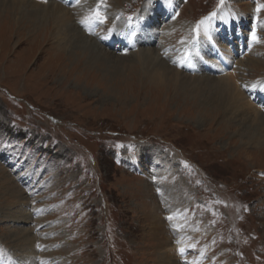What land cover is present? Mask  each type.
<instances>
[{"label":"rangeland","instance_id":"1","mask_svg":"<svg viewBox=\"0 0 264 264\" xmlns=\"http://www.w3.org/2000/svg\"><path fill=\"white\" fill-rule=\"evenodd\" d=\"M175 1L177 25L151 48L172 58L180 22L195 29L228 6L247 22L215 24L226 40L217 60L228 59L217 75L239 86L233 71L255 32L261 64L241 68L247 82L264 80V0ZM119 2L98 0L103 15L113 12L97 23L102 38L110 15L134 23L147 0ZM23 5L0 0V264H15L4 251L29 254L23 264H166L158 256L167 245L150 230L156 217L177 264H264V144L241 145L236 124L215 114L214 81H141L133 51L86 62L88 52L74 56L68 40L56 48V30Z\"/></svg>","mask_w":264,"mask_h":264},{"label":"bare ground","instance_id":"2","mask_svg":"<svg viewBox=\"0 0 264 264\" xmlns=\"http://www.w3.org/2000/svg\"><path fill=\"white\" fill-rule=\"evenodd\" d=\"M22 1H25L29 4L27 6L23 5V8H28L29 12L31 11L32 7L37 9L34 12L38 13V15H35L37 17V24L45 22L48 25V23H50V27L52 28V30H56L54 38L52 37L57 43L56 48H61V46L63 45L62 42L68 40V43H70L68 50L74 56H81V54L88 52V57H85V59H87L86 62L102 64L101 62L104 59L112 60L114 58L117 60V62L118 58L128 60L131 59V56H133L129 55L133 51V54L134 52H136L137 56L134 55V57L138 58V64L139 66H141V68L137 69V71H140L141 73V81L146 78L147 83L152 82L153 84H161L169 82L172 87L174 84H186L187 86H189V81L198 79L199 76L203 77L206 80L214 81V92L212 93V95L215 96V114L219 112L222 116L227 115V122L236 124L237 129L234 133L239 135L241 145H249L256 142V140H258L261 144H264V80L247 82V75L243 73L245 65H248L249 62L253 61V63L251 62V65H256L261 61L259 59H253V56H255L256 52L255 50L257 49L258 39L254 42H250V45L247 49L248 56L241 64L244 67L243 71L241 68L242 66L239 68L236 67L233 71L240 88L239 86H236L234 81H232L229 76L217 75L219 72V68L227 65L225 63L228 59L225 58L226 60H217L221 58V51L217 46L220 44H224L226 40H219V36L222 34H219V30L217 31V27L215 26V24L221 23V29L223 31H226L227 29H231L232 27H234V25L238 22H247V20L244 18V15L239 14L234 10L231 11L228 6H224L218 9L217 14L211 19H202L205 20V23L201 25L200 35L198 39L196 37V33L192 31L194 30L193 24H191L190 26V24L180 22L179 25L185 29L183 31L185 32L184 36L182 37L183 41L179 42V44L177 43L178 51L176 54H172L171 58V55H166L164 52L159 51V49L151 47L155 46L156 40L159 35L161 37L162 34H170V32H173L172 29H174V27L177 25L176 22L178 20L175 17L171 19V14L173 13L174 9L173 6H177V1L175 0H160L162 2V6H160V3H156L152 6L153 0H147L146 3H142L143 6L141 5L140 11L137 14L138 19H136L134 23L128 20H123L121 16H115L113 18V14L110 15L112 19H110L109 21H111L113 25H111L112 28L108 31V37L106 39L102 38L101 34H98L99 31L95 30L97 27V23L99 22H93L88 25L80 23L82 19H84L94 9H96L98 0H47L46 2L33 0L34 2L36 1L35 3H33L31 0ZM115 2L120 3L119 0H113L114 5ZM102 8L103 7L100 4V10H102ZM104 11L105 17L108 15L107 13H113H110L108 10ZM30 13L32 14V12ZM117 13L118 11H114L115 15ZM239 19L241 21H239ZM167 21L170 22L166 23ZM159 23L161 24L158 25ZM43 24L44 23H42V26ZM36 28L38 27L36 26ZM205 28H207V35H205L204 33ZM155 32H160V34H156ZM203 35L206 36L210 41H205ZM211 41L213 43H211ZM114 44H116V48H118V51L108 49V47H114ZM140 44H144L147 46L143 49V45ZM213 44L215 45V47L213 46ZM225 45L226 44H224L223 46ZM51 47L52 44H50V48ZM117 52L123 55H118L117 57ZM126 55H128V57H125ZM211 57H213V59H216L215 62H210L209 58ZM82 60L83 59L79 58V61L83 62ZM247 60L249 61L247 62ZM168 61L170 62L168 63ZM214 63L217 65H215ZM189 70H195L196 73H193L192 75L188 72ZM243 76H245V82H242V79H244ZM247 97L253 99L254 104L250 103ZM200 115L201 114L199 113L197 120H201L203 122V117L202 115ZM155 151L161 153L157 149L154 150V152ZM23 217H25V219H29L28 216ZM14 218V222L16 223L22 222L19 216ZM156 219L157 222H155V219H152L153 221L150 225L152 234L160 235L159 239L162 238L163 241L161 239L160 240L166 243L167 247H171L170 244H167L170 243L168 240V235H165L169 230H166L163 225V229L161 228L160 230L158 226H161L163 219L160 220L159 217H156ZM155 223L157 225H154ZM153 225L154 228L156 227V231H154V228H152ZM162 230L164 231V233ZM17 240H19L18 237ZM27 240L29 241L28 238ZM178 245H182V242H179ZM167 247L165 248L164 245L160 246V256H158V259L160 257L161 261L166 262V264H177L176 262L177 260H179V257L177 255H174L173 257V254L169 252ZM4 252L6 253L7 258L9 256L13 257L15 264H23L30 259L29 254H26L25 252L22 256L28 257L26 261H23L22 259L18 260L19 258L16 257L15 253L13 254L11 252ZM179 253L181 252L179 251ZM162 258L164 260H162Z\"/></svg>","mask_w":264,"mask_h":264},{"label":"snow or ice","instance_id":"3","mask_svg":"<svg viewBox=\"0 0 264 264\" xmlns=\"http://www.w3.org/2000/svg\"><path fill=\"white\" fill-rule=\"evenodd\" d=\"M102 3V0H101ZM221 3H223V0H221ZM261 7H264V5H258L257 11H259V9ZM212 15H215L214 13ZM106 19V17L102 14L101 10H100V4L97 5L96 9H94L88 16H86L84 19H82L80 21L81 24L84 25H88L90 23L93 22H104V20ZM208 18H205V20H207ZM205 20L199 21L195 27V29L193 30L196 33V37L197 39L199 38L200 35V30H201V25H203L205 23ZM204 33L205 35H207V28L204 29ZM252 39L253 40H257L258 37L256 36L255 32L252 33Z\"/></svg>","mask_w":264,"mask_h":264}]
</instances>
